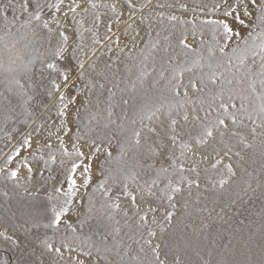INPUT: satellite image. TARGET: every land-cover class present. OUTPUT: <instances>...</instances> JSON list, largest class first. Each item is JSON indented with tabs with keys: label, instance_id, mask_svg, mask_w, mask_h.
<instances>
[{
	"label": "snow or ice",
	"instance_id": "obj_1",
	"mask_svg": "<svg viewBox=\"0 0 264 264\" xmlns=\"http://www.w3.org/2000/svg\"><path fill=\"white\" fill-rule=\"evenodd\" d=\"M0 133V264H264V0H0Z\"/></svg>",
	"mask_w": 264,
	"mask_h": 264
},
{
	"label": "rangeland",
	"instance_id": "obj_2",
	"mask_svg": "<svg viewBox=\"0 0 264 264\" xmlns=\"http://www.w3.org/2000/svg\"><path fill=\"white\" fill-rule=\"evenodd\" d=\"M157 2V0H153V4H155ZM161 3H164L165 0H160ZM159 11V9H158ZM177 15H180L181 13L177 12L175 13ZM101 31H103V27L101 28ZM8 144L6 138L3 136V133H0V149H2L3 151H8V147L6 146ZM0 162H2V160H0Z\"/></svg>",
	"mask_w": 264,
	"mask_h": 264
}]
</instances>
